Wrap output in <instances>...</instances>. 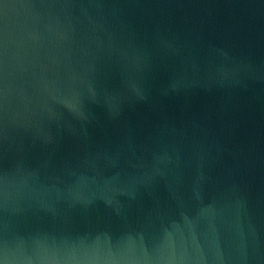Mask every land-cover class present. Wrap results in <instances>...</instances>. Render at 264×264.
Returning <instances> with one entry per match:
<instances>
[{
    "label": "water",
    "instance_id": "water-1",
    "mask_svg": "<svg viewBox=\"0 0 264 264\" xmlns=\"http://www.w3.org/2000/svg\"><path fill=\"white\" fill-rule=\"evenodd\" d=\"M0 264H264V0H0Z\"/></svg>",
    "mask_w": 264,
    "mask_h": 264
}]
</instances>
